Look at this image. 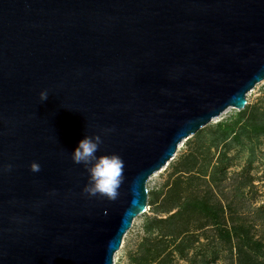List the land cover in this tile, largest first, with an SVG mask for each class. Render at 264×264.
<instances>
[{"label":"water","instance_id":"95a60500","mask_svg":"<svg viewBox=\"0 0 264 264\" xmlns=\"http://www.w3.org/2000/svg\"><path fill=\"white\" fill-rule=\"evenodd\" d=\"M263 79L264 0H0V264H113L150 176ZM94 133L115 199L71 160Z\"/></svg>","mask_w":264,"mask_h":264},{"label":"rangeland","instance_id":"374dc122","mask_svg":"<svg viewBox=\"0 0 264 264\" xmlns=\"http://www.w3.org/2000/svg\"><path fill=\"white\" fill-rule=\"evenodd\" d=\"M253 108L264 113V79L241 110ZM241 110L229 106L150 176L146 211L124 234L113 264H238L235 226L251 237L243 258L264 264V120L257 127L241 121L227 139L216 130Z\"/></svg>","mask_w":264,"mask_h":264},{"label":"clouds","instance_id":"9594fccd","mask_svg":"<svg viewBox=\"0 0 264 264\" xmlns=\"http://www.w3.org/2000/svg\"><path fill=\"white\" fill-rule=\"evenodd\" d=\"M48 91L39 92L40 101L47 99ZM105 131H110L106 129ZM102 137L98 133L86 134L71 152V160L75 164H82L88 172V180L82 191L89 196H102L115 199L117 190L123 180L124 161L118 153L97 155ZM10 169L11 164L7 165ZM41 165L38 161L30 163L32 172H39Z\"/></svg>","mask_w":264,"mask_h":264},{"label":"trees","instance_id":"16d2710c","mask_svg":"<svg viewBox=\"0 0 264 264\" xmlns=\"http://www.w3.org/2000/svg\"><path fill=\"white\" fill-rule=\"evenodd\" d=\"M255 110L256 109L253 108V110H251L249 113L246 110H241L236 115L235 121L217 123L216 130L218 132H220L219 136L222 137L223 139H227L228 137H230L232 134L235 133L236 126L241 121L245 122L246 127L247 126L257 127L258 122L264 120V113H262V112L257 113L258 109L254 113ZM260 114H262V116H259ZM231 230L228 228L226 230L228 240H232V238H233L232 234H230ZM233 230L235 232H237L236 237H239V239L237 240V243H236L237 250H238L237 252L239 254L238 264H259V262L255 260L256 258L252 257L251 255L243 258L244 254H246V247L249 246L248 242H251V237L247 236L246 239L244 238V236H243L244 233L241 231V230H243L242 226H235ZM246 240L248 242H246Z\"/></svg>","mask_w":264,"mask_h":264},{"label":"bare ground","instance_id":"6f19581e","mask_svg":"<svg viewBox=\"0 0 264 264\" xmlns=\"http://www.w3.org/2000/svg\"><path fill=\"white\" fill-rule=\"evenodd\" d=\"M182 142H183V141H182ZM181 144H182V143H180L179 146H181ZM164 167H165V166H164ZM164 167H163V168H164ZM117 254H118V253H116L115 256H114V258H115V262H116V260H117Z\"/></svg>","mask_w":264,"mask_h":264}]
</instances>
